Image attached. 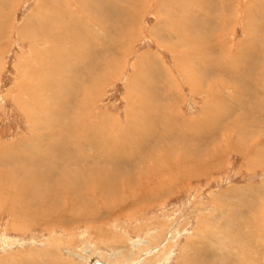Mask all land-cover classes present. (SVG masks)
I'll use <instances>...</instances> for the list:
<instances>
[{"label": "rangeland", "instance_id": "rangeland-1", "mask_svg": "<svg viewBox=\"0 0 264 264\" xmlns=\"http://www.w3.org/2000/svg\"><path fill=\"white\" fill-rule=\"evenodd\" d=\"M210 216L264 264V0H0V264L241 261Z\"/></svg>", "mask_w": 264, "mask_h": 264}, {"label": "bare ground", "instance_id": "bare-ground-1", "mask_svg": "<svg viewBox=\"0 0 264 264\" xmlns=\"http://www.w3.org/2000/svg\"><path fill=\"white\" fill-rule=\"evenodd\" d=\"M98 1V0H97ZM116 3V2H115ZM78 4V3H77ZM105 5H106V3H104ZM96 6H98L97 4H96ZM95 6V7H96ZM94 7V6H93ZM125 7V6H124ZM97 8V7H96ZM122 9L124 10V8H123V6H122ZM68 10V9H67ZM129 10V9H128ZM125 12V11H124ZM132 12V11H131ZM73 14V13H72ZM71 14V15H72ZM79 14V13H78ZM75 16H76V14H75ZM75 16H72L75 20H76V17ZM71 18V17H70ZM80 18V17H79ZM67 19V18H66ZM77 21V20H76ZM75 21V22H76ZM82 21V20H81ZM104 21V20H103ZM71 22H74V21H72L71 20ZM70 22V23H71ZM45 23V22H44ZM43 23V24H44ZM48 23V22H47ZM77 23V22H76ZM68 24V23H67ZM66 24V25H67ZM72 24H74V23H72ZM70 25V24H69ZM81 25V24H80ZM79 26V25H78ZM98 26V25H97ZM58 27H60V26H58ZM77 27V26H76ZM87 27V26H86ZM43 29V28H42ZM77 29V28H76ZM75 29V30H76ZM80 30H82V27L81 28H79ZM84 29V28H83ZM57 30H58V28H57ZM61 30V29H60ZM67 30V29H66ZM65 30V31H66ZM72 30V29H71ZM79 30V31H80ZM105 30V29H104ZM83 31V30H82ZM59 32V31H58ZM62 32V31H61ZM68 32V31H67ZM66 32V33H67ZM73 32V31H72ZM86 32H87V30H86ZM94 32V31H93ZM88 33V32H87ZM91 33V32H90ZM50 34V33H49ZM70 34H72V33H70ZM82 34H85V33H82ZM87 35V34H86ZM66 36V35H65ZM70 36V35H69ZM92 36V35H91ZM124 36V35H123ZM48 37V36H47ZM62 37V36H61ZM82 37V36H81ZM98 38L99 37H101V36H97ZM129 38V37H128ZM46 39V38H45ZM48 39V38H47ZM56 39V38H55ZM88 39V38H87ZM93 39V38H92ZM97 39V38H96ZM57 40V39H56ZM72 40V39H71ZM89 40V39H88ZM122 40V39H121ZM49 41H53V39L52 40H49ZM75 41V40H74ZM79 41V40H78ZM119 42V41H118ZM45 43H46V41H45ZM48 47V46H47ZM46 47V48H47ZM49 47H50V45H49ZM52 47V46H51ZM50 47V48H51ZM63 47V46H62ZM47 49H49V48H47ZM77 49V48H76ZM40 50V49H39ZM47 51V50H46ZM81 51V50H80ZM50 52V51H49ZM48 52V53H49ZM68 52V51H67ZM55 53V52H54ZM45 54V53H44ZM65 54V53H64ZM63 54V55H64ZM77 54V53H76ZM68 55H70L69 53H68ZM67 54H66V56H68ZM73 55V54H72ZM48 56V55H47ZM61 57V56H60ZM49 58H51L50 57V55H49ZM67 58V57H66ZM53 59V58H52ZM49 60V59H48ZM83 60V59H82ZM88 60V59H87ZM51 61V60H50ZM53 61V60H52ZM61 61V60H60ZM59 61V62H60ZM89 61V60H88ZM105 62V61H104ZM109 62V61H108ZM48 63V62H47ZM50 63V62H49ZM59 65V64H58ZM61 65V64H60ZM71 65H69V67H70ZM57 67H59V66H57ZM75 67H76V65H75ZM74 67V68H75ZM71 68V67H70ZM90 68V67H89ZM46 69V68H45ZM50 69V68H49ZM51 69H52V67H51ZM69 69V68H68ZM39 70V69H38ZM28 71H30V70H28ZM53 70H51V72H52ZM58 71V70H57ZM49 72V71H48ZM79 72V71H78ZM77 72V73H78ZM54 73V72H53ZM66 74H67V72H65ZM52 74V73H51ZM69 74V73H68ZM73 74V73H72ZM79 74H80V72H79ZM56 75V74H55ZM81 75V74H80ZM48 76V75H47ZM50 76V75H49ZM48 76V77H49ZM67 76V75H66ZM90 76V75H89ZM92 76V75H91ZM35 77V76H34ZM63 77V76H62ZM78 77V76H77ZM51 78V77H50ZM57 78V76L55 77V79ZM82 78H84V77H82ZM87 79V78H86ZM49 80V79H48ZM54 80V79H53ZM78 80V79H77ZM79 81V80H78ZM40 82V81H39ZM48 82V81H47ZM43 83V82H42ZM52 82H50V84H51ZM56 83V82H55ZM44 84V83H43ZM54 84V83H53ZM52 84V85H53ZM48 85H49V83H48ZM55 85H57V84H55ZM83 85V84H82ZM39 86V85H38ZM43 86V85H42ZM50 86V85H49ZM48 86V87H49ZM30 87H32V86H30ZM29 87V88H30ZM34 87V86H33ZM54 87V86H53ZM53 87H50V89H52ZM82 87V86H81ZM25 88V87H24ZM23 88V89H24ZM39 88V87H38ZM43 88V87H42ZM45 88V87H44ZM43 88V89H44ZM22 89V88H21ZM86 89V87H84L83 88V90H81V91H84ZM25 90V89H24ZM28 90V89H27ZM47 90H48V88H47ZM30 91H32V90H29V92ZM24 92V91H23ZM45 92V90H43V93ZM47 92V91H46ZM51 92H53V91H51ZM87 92V91H86ZM36 93V92H35ZM37 93H38V91H37ZM48 93V92H47ZM47 93H45V94H47ZM50 93V92H49ZM54 93V92H53ZM88 93H89V91H88ZM29 94V93H28ZM31 96V95H30ZM32 97H33V94H32ZM40 97V96H39ZM38 97V98H39ZM88 97H89V95H88ZM89 99H90V97H89ZM36 100H37V98H36ZM91 100V99H90ZM38 101V100H37ZM30 116H31V114L30 113H28ZM33 114V113H32ZM63 114V113H62ZM65 114V113H64ZM25 115H27V114H25ZM28 115V116H29ZM36 115V114H35ZM39 122V121H38ZM43 122V121H42ZM36 126V125H35ZM44 127V126H43ZM35 128H37V127H35ZM45 129V128H44ZM38 130H40V129H38ZM40 132H42V131H40ZM45 132V131H44ZM42 134H43V132H42ZM36 138V137H35ZM42 139V138H41ZM26 142V141H25ZM41 142V141H40ZM33 145H31V147H32ZM1 147H2V145H1ZM12 147H14V146H12ZM30 147V148H31ZM7 148V147H6ZM15 149H18V148H15ZM32 149V148H31ZM33 149H34V147H33ZM37 149V148H36ZM39 150V149H38ZM6 151V150H5ZM28 151V150H27ZM46 151V150H45ZM29 152V151H28ZM38 152V151H37ZM47 152V151H46ZM30 153V152H29ZM32 153V152H31ZM35 153V152H34ZM45 153V152H44ZM36 154V153H35ZM32 155V154H31ZM44 156V155H43ZM46 156V155H45ZM170 184V183H169ZM170 186H172L171 184H170ZM169 186V187H170ZM170 189V188H169ZM237 210V209H236ZM220 211V210H219ZM237 212V211H236ZM239 212V211H238ZM244 212V211H243ZM244 213H246V212H244ZM250 213V212H249ZM233 214V213H232ZM242 214V213H241ZM231 216H233V215H231ZM247 216V215H246ZM211 218H209V222L211 223V228H210V225L209 226H207L206 225V227H207V231H208V236H210L209 238H208V240H212V241H216L217 243H218V246L222 249V251H221V253L222 252H224V253H226V251H225V249H224V247H227L226 246V244H227V242L229 241V242H231V246L230 247H233V248H236L237 247V249L239 250V248L240 249H242L243 251H244V253H241V254H243V257H242V259H241V261L239 260L240 258H239V255L237 254L238 252H236V250H233L231 253H232V257L235 259V264H252V257H253V252L251 253V251L254 249V245L251 243V241L252 240H250V237H251V232H252V234H255L254 233V231L252 230L249 234H248V236H247V238L246 237H244L243 236V239L241 240V238L237 235V232H238V230H237V232L236 233H233V229H231V228H233L232 227V225H231V223H229V222H227L229 225H227V223L225 222V221H223V220H221V222H220V225L218 224V226H213L212 224H214V220H212V216H210ZM236 218V215H235V217L233 218V221H234V219ZM243 218V217H242ZM254 218V217H253ZM214 219V218H213ZM241 219V218H240ZM251 219H252V217H251V215H248V221H251ZM203 220V219H202ZM207 220L208 219H206V222H207ZM229 220H231V219H229ZM242 220V219H241ZM219 221V220H218ZM218 221H216V222H218ZM236 222H238V221H236ZM240 222V221H239ZM244 222V221H243ZM253 222H254V220H253ZM210 223H208V224H210ZM232 223H234V222H232ZM235 224V223H234ZM246 224V223H245ZM205 225V224H204ZM229 226V227H227V226ZM238 225V224H237ZM236 226V225H235ZM234 226V227H235ZM240 226V225H239ZM239 226H238V228H239ZM197 227H200V226H197ZM221 227H226L227 229H229L228 230V234L224 237V239L222 238V236H223V234H221V232H222V229H221ZM242 227V226H241ZM240 227V228H241ZM237 228V227H236ZM245 228H246V225H245ZM244 228V229H245ZM252 228H253V226H252ZM221 229V230H220ZM250 229V228H249ZM200 230V229H199ZM224 231H227V230H224ZM193 232H195V231H193ZM198 232V231H197ZM200 232V231H199ZM198 232V233H199ZM224 233V232H223ZM239 233V232H238ZM241 233V232H240ZM246 233V232H245ZM203 234H204V232H203ZM234 234V235H233ZM222 235V236H221ZM240 235V234H239ZM242 235V234H241ZM197 236H199V235H196V237ZM203 237V236H202ZM199 238V237H198ZM201 238V237H200ZM252 238V237H251ZM202 239V238H201ZM192 240H194V238H192ZM205 240V239H204ZM208 240L206 241V245L205 244H203V246L205 245L206 246V248H203V251L205 252V254H208L207 253V250H209L208 249V247L210 248L211 247V245H212V243H208ZM246 240H250V243L252 244H248V243H246L247 241ZM255 240V239H254ZM140 241V240H139ZM139 241L138 242H136V243H139ZM190 241H191V239H190ZM195 241V240H194ZM196 241H198V240H196ZM246 241V242H245ZM253 242V241H252ZM255 242V241H254ZM202 243V242H201ZM189 244V243H188ZM185 245H186V243H185ZM184 245V246H185ZM190 246H191V244H189ZM225 245V246H224ZM230 245V244H229ZM187 246V245H186ZM235 246V247H234ZM252 246V247H251ZM170 247V246H169ZM194 247H195V245H194ZM217 247V246H216ZM196 248V247H195ZM211 248H213V247H211ZM233 248H230L228 251H227V253L229 254V252H230V250H232ZM228 249V248H227ZM215 250V249H214ZM224 250V251H223ZM237 250V251H238ZM161 251V250H160ZM220 251V250H219ZM241 251V250H240ZM215 252V251H214ZM181 253H183V252H181ZM190 253V252H189ZM223 253V254H224ZM210 254V253H209ZM216 254H217V251H216ZM219 254V253H218ZM160 255V254H159ZM12 256V255H11ZM149 256V255H148ZM158 256V255H157ZM166 256H168V255H166ZM183 256V255H182ZM202 256V255H201ZM252 256V257H251ZM7 257V256H6ZM169 257V256H168ZM216 257V256H215ZM218 257V256H217ZM21 258V257H20ZM186 258V257H185ZM213 258V257H212ZM23 259H24V257H23ZM91 259V258H90ZM89 259V260H90ZM163 259H164V257H163ZM215 259V258H214ZM6 260V259H5ZM19 260V259H18ZM226 260V259H225ZM2 261V260H1ZM9 261V260H8ZM95 261H98L97 260V258L96 259H91L90 260V262H89V264H93ZM167 261V260H166ZM179 261V260H178ZM217 261V260H216ZM229 261V260H228ZM233 261V260H232ZM253 261H254V258H253ZM3 262V261H2ZM24 262V261H23ZM101 264H107V262L106 263H103V262H101V261H99ZM162 262V261H161ZM190 262V261H189ZM208 262H209V260H208ZM215 262V261H214ZM18 263V262H17ZM26 263V262H25ZM159 263V262H158ZM166 263V262H165ZM164 263V264H165ZM182 263H183V261H182ZM185 263V262H184ZM210 263V262H209ZM224 263H227V262H224ZM229 263H231V262H229ZM67 264V263H66ZM161 264V263H160Z\"/></svg>", "mask_w": 264, "mask_h": 264}, {"label": "water", "instance_id": "water-1", "mask_svg": "<svg viewBox=\"0 0 264 264\" xmlns=\"http://www.w3.org/2000/svg\"><path fill=\"white\" fill-rule=\"evenodd\" d=\"M93 264H101L99 261H95Z\"/></svg>", "mask_w": 264, "mask_h": 264}]
</instances>
